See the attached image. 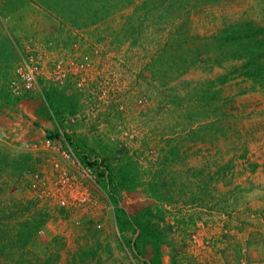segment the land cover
Returning a JSON list of instances; mask_svg holds the SVG:
<instances>
[{"label":"rangeland","instance_id":"374dc122","mask_svg":"<svg viewBox=\"0 0 264 264\" xmlns=\"http://www.w3.org/2000/svg\"><path fill=\"white\" fill-rule=\"evenodd\" d=\"M211 1L187 8L189 0H0V116L9 123L0 130L8 162L0 167V206L7 207L0 222L13 235L27 215L22 205L48 211L29 244L32 257L143 264L151 251L140 257L126 242L136 233L117 225L108 194L122 189L116 173L127 164L140 185L122 189L118 206L129 214L146 205L163 209L161 264H171V255L175 264H262L254 250L245 257L240 249L228 252L239 230L257 244L250 249L264 244V228L254 222L264 223V87L233 74L217 81L240 61L215 55L212 36L232 22L264 25V0ZM190 41L198 47L188 53ZM26 68L34 71L35 90L23 87L19 71ZM50 88L52 103L44 98ZM12 94L21 97L8 104ZM36 123L44 134L26 139ZM56 131L91 157H104L112 179L92 170L75 186L72 177H58L55 162L77 180L79 170L61 155L60 141L43 142ZM12 157L26 160L13 168ZM158 175L171 182L163 203L148 191ZM13 247L0 264L19 257Z\"/></svg>","mask_w":264,"mask_h":264},{"label":"trees","instance_id":"16d2710c","mask_svg":"<svg viewBox=\"0 0 264 264\" xmlns=\"http://www.w3.org/2000/svg\"><path fill=\"white\" fill-rule=\"evenodd\" d=\"M215 1L217 0H212L211 2ZM192 6H194L193 0H189L187 8ZM176 37L177 42H179L180 45H183V41L179 40L178 36ZM212 43V49L215 55H222L223 60L233 59L240 61L238 66H235L228 72L224 73L217 81L225 82L229 76L233 74L240 75L242 79L249 80L253 83H257L261 87H264V25H256L252 21L232 22L220 28L218 32L212 36ZM206 44H208V42ZM197 47L198 46L192 47L190 41L187 48L188 53ZM178 50L179 48L177 49V52ZM199 53H201L200 49H198L196 52V58L192 59V61L188 54L189 60L187 65H193V63L197 60ZM53 92H56V90H54V88H50L44 94L45 100L49 103H52L55 99V96H52ZM58 95L60 100H63V103L69 104L68 106L71 108V111L75 109L74 104H72L67 98H64L61 92ZM20 97V95L14 96L12 94V97L7 96L5 98V102L8 104H14L19 101ZM58 136V132L56 131L55 133L48 135V139L50 141H55ZM67 142L71 145L76 155H78L79 160L89 166L96 173L98 179L99 176L103 179H105V177L109 180L112 179L111 167L108 165V162L104 159V157H91L88 151L86 152L80 148L75 141L69 139ZM23 158L24 159L18 162L16 157H12L11 163H9L10 166L13 168H19L26 160V157ZM7 163L6 155H0V167ZM116 176L119 182L118 185L122 189H130L140 185L136 183L135 175L131 172V169H129L127 164L120 165L118 167ZM149 183L151 185H149L148 191L152 197L161 203L169 201L167 192L163 190L166 187L171 188V182L169 180H164L160 175H158L156 180H151L148 184ZM122 189L111 187L108 190L111 201L113 204L117 205L115 206L117 225L120 228L123 226L130 228L133 233H136L134 238L128 239L126 242H133V251H135L138 256H140V254H144L148 249L151 251L150 257L146 261L142 262L143 264H161L163 255L162 248L166 242L163 237L162 230L158 227V220H162L163 209L161 207L158 208L146 205L141 210H138L133 214H129L123 207L118 206V203H120V191ZM5 208L7 207L0 206V216L4 213ZM20 210L23 212L26 211L27 215L21 214V219L17 222L18 228H15L16 232L13 235L7 234L5 229L6 223L2 224V222H0V254L4 253L6 248L11 249L15 246L19 249V257L17 256V258L13 261L15 264H48L39 261L37 257H32L31 255L33 253L29 249V244L33 241L36 233L44 225L48 216V211L35 209V206L31 204L30 201L27 202L26 205H22ZM152 219L154 221H152ZM1 220L2 217H0V221ZM56 242L60 243V240H56ZM80 257L81 260H83L84 254L82 253ZM170 260L171 264H175L176 258L174 255L170 256Z\"/></svg>","mask_w":264,"mask_h":264},{"label":"built area","instance_id":"2783aa9c","mask_svg":"<svg viewBox=\"0 0 264 264\" xmlns=\"http://www.w3.org/2000/svg\"><path fill=\"white\" fill-rule=\"evenodd\" d=\"M25 63L27 65V62L26 61H25ZM36 66H34V69L35 70L37 69ZM19 76L21 78V81H22V84H23V87H24L25 90H28V91L35 90L34 88L36 87V85H35V79H34L35 77H34V71L33 70H31L29 68H26L24 70H20L19 71ZM12 84H14V82L11 83V86H13ZM13 87H14L13 90L15 92H17L16 91V86H13ZM60 139L65 140V138H64L63 135L60 136ZM68 148H69L68 147V144H67V148L66 149H61L60 148L61 149V155L64 156V157H66V158H71L72 162L77 165L78 170H79L76 173V175H78V180H77V178L73 177L71 175V173L66 168H64V167L58 168V163L57 162L54 163L55 170L58 173V177H60L61 179H63V181L69 180L68 176H70V177H72L74 179V185L75 186L76 185H80L81 186L82 185L81 182L82 181H85V179H87V175L90 174V172L92 173V169L89 166L83 165L81 162H79V160L76 159V157L73 155V153L70 150H68ZM69 191H71V190H69ZM83 192H84L83 193L84 196L82 197V199L84 200V199H87V197H88L87 189L84 188L83 189ZM45 193L47 195V192L46 191H45ZM66 193H67V191H66ZM64 194H65V191H62L60 189H58L56 191V195H57V197L59 199L58 200L59 201L58 203L60 205H62V206H65L64 204L66 203V199L64 197ZM42 231L43 230H41L40 232H42Z\"/></svg>","mask_w":264,"mask_h":264},{"label":"crops","instance_id":"0c3cea01","mask_svg":"<svg viewBox=\"0 0 264 264\" xmlns=\"http://www.w3.org/2000/svg\"><path fill=\"white\" fill-rule=\"evenodd\" d=\"M10 107V106H9ZM7 107V109L9 108ZM13 107L14 110H16V106H11ZM18 112L20 111H17V114ZM20 115V114H19ZM21 116V115H20ZM35 116V115H34ZM42 119V118H40ZM40 119H36V120H40ZM44 120H41V123L44 124V122H42ZM6 123L7 121H5V118L2 119V117L0 116V130H5L7 127H6ZM9 123H7L8 125ZM39 123H36L35 126L37 128H34L32 127L33 130H31V132L29 133V135L26 137V139H32V140H38L43 134H44V131H43V127L39 124ZM12 126V125H11ZM11 126L8 127V133L9 132H12L13 130L11 129ZM26 136V135H25ZM257 221H254L255 223H258L259 222V229H262L264 228V223H260L259 221V218H256ZM240 232L238 233V241H236V243L233 245V247L229 248V254H235V252H238L239 249L243 251V257H245V255L247 254V252L249 250H254V252L256 251L257 253V258L259 259H262V264H264V244H258V246L254 247V249H250L252 246L254 245H257V244H253V240H245V239H242L243 238V233L241 232V230H239ZM263 242H264V231L262 232V236L259 237ZM262 246V248H261ZM256 249H260L259 253H258V250ZM231 262V261H230ZM227 263V264H230Z\"/></svg>","mask_w":264,"mask_h":264},{"label":"clouds","instance_id":"9594fccd","mask_svg":"<svg viewBox=\"0 0 264 264\" xmlns=\"http://www.w3.org/2000/svg\"><path fill=\"white\" fill-rule=\"evenodd\" d=\"M58 135H59V136H58L57 140L60 141V142L63 144V146L61 147V149H66V148H67V144H68V147H69L68 150H70V151L73 153V155L76 157V159L79 160L78 155H76V153H75V151L73 150V148L71 147V145L67 142V139L65 138L64 134H62L61 131H59ZM61 135L64 136L65 140L60 139V136H61ZM43 142H44L46 145H49L50 140H49L48 138L44 137ZM79 162H81L83 165H86V164L83 163L81 160H79ZM59 206H61V207H66V206H62V205H60V204H59ZM114 210H115V208H114ZM115 219H116V217H115ZM116 223H117V222H116ZM41 230H42V229H40L38 232H40Z\"/></svg>","mask_w":264,"mask_h":264}]
</instances>
